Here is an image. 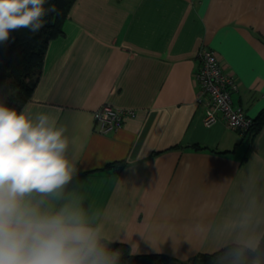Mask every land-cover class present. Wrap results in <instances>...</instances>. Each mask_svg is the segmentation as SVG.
Returning a JSON list of instances; mask_svg holds the SVG:
<instances>
[{"label": "crops", "instance_id": "obj_1", "mask_svg": "<svg viewBox=\"0 0 264 264\" xmlns=\"http://www.w3.org/2000/svg\"><path fill=\"white\" fill-rule=\"evenodd\" d=\"M62 30L21 108L60 110L83 207L113 238L137 242L138 254L214 252L248 196L264 202V123L253 137L221 118L204 125L197 53L216 52L236 82L234 105L255 118L264 109V0H76ZM103 104L135 114L102 133L93 112ZM145 228L171 233L160 252L132 237Z\"/></svg>", "mask_w": 264, "mask_h": 264}, {"label": "clouds", "instance_id": "obj_2", "mask_svg": "<svg viewBox=\"0 0 264 264\" xmlns=\"http://www.w3.org/2000/svg\"><path fill=\"white\" fill-rule=\"evenodd\" d=\"M47 0H0V44L10 33L38 32L49 13ZM75 138L56 108L17 110L0 100V264H121L113 238L83 207L73 185L78 175ZM163 229L134 231L152 251L171 239ZM198 237L205 234L197 229ZM209 264H264V202L250 194L216 233ZM139 244L129 241V254ZM175 255L177 249L172 247Z\"/></svg>", "mask_w": 264, "mask_h": 264}, {"label": "trees", "instance_id": "obj_3", "mask_svg": "<svg viewBox=\"0 0 264 264\" xmlns=\"http://www.w3.org/2000/svg\"><path fill=\"white\" fill-rule=\"evenodd\" d=\"M76 0H47L45 7L54 5L56 13L45 17L44 26L36 33L21 29L10 33L9 41L0 44V100L17 110L30 98L38 81L44 55L50 40L63 33L62 25ZM264 123V109L253 118L246 136L253 137ZM124 164L110 162L105 168L120 170ZM122 252L121 264H209L212 253H198L187 259L161 253L129 254L126 243L112 245Z\"/></svg>", "mask_w": 264, "mask_h": 264}, {"label": "built area", "instance_id": "obj_4", "mask_svg": "<svg viewBox=\"0 0 264 264\" xmlns=\"http://www.w3.org/2000/svg\"><path fill=\"white\" fill-rule=\"evenodd\" d=\"M198 64L194 71V83L197 88V102L204 105L203 123L209 126L220 118L226 126L241 135L248 133L253 117L234 105L231 93L237 85L230 73H227L216 52L202 46L197 53ZM131 108L116 107L109 104L99 106L93 112V118L102 133L117 130L123 121L134 116Z\"/></svg>", "mask_w": 264, "mask_h": 264}]
</instances>
